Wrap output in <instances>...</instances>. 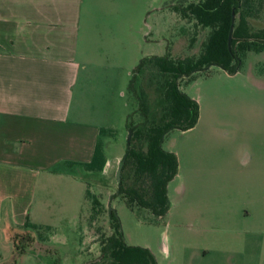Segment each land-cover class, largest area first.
Segmentation results:
<instances>
[{"label": "rangeland", "instance_id": "374dc122", "mask_svg": "<svg viewBox=\"0 0 264 264\" xmlns=\"http://www.w3.org/2000/svg\"><path fill=\"white\" fill-rule=\"evenodd\" d=\"M185 1L99 2L105 15L113 17V25L120 27L122 40L118 49H105L106 55L115 52L120 61L119 73L115 72L118 79L107 92L110 97L104 98L105 107L89 115L112 127L99 136L104 163L99 170L75 166L73 178L60 164L43 173L51 178L48 183L40 171L31 212L38 220L35 225L50 229H38L37 241L20 254L13 252L9 237L0 233V264H82L96 258L100 235L110 231V209L123 241L146 246L156 264H264V48L246 51L232 73L210 64L207 70L179 79L180 88L197 101L198 115L192 126L172 127L162 135L161 147L174 152L177 161L176 173L166 184L164 213L154 214L145 206L131 209L116 192V169L128 126L140 125L143 119L137 91L141 87L146 93L149 119L158 114L160 104L159 73L152 67L133 72L131 88L127 71L144 55L197 53L207 29L176 13L180 21L169 8L171 3ZM80 21L91 24L85 18ZM251 22L264 25L260 18ZM129 28L135 29L138 38L135 50L124 46ZM191 35L195 40L188 46ZM247 152L252 160L245 163ZM87 188L101 205L90 222ZM40 201L55 206L44 208Z\"/></svg>", "mask_w": 264, "mask_h": 264}, {"label": "crops", "instance_id": "0c3cea01", "mask_svg": "<svg viewBox=\"0 0 264 264\" xmlns=\"http://www.w3.org/2000/svg\"><path fill=\"white\" fill-rule=\"evenodd\" d=\"M102 1L0 0V233L8 237L25 219L38 222L31 205L40 171L48 183L43 173L60 164L71 178L75 166L92 170L84 163L100 129L112 128L89 118L107 104L120 67L105 49L122 45L121 29ZM125 32L124 46L135 50V29ZM250 160L247 152L244 162Z\"/></svg>", "mask_w": 264, "mask_h": 264}, {"label": "trees", "instance_id": "16d2710c", "mask_svg": "<svg viewBox=\"0 0 264 264\" xmlns=\"http://www.w3.org/2000/svg\"><path fill=\"white\" fill-rule=\"evenodd\" d=\"M172 10L180 18L194 26L206 28L197 53L172 56L169 52L141 56L130 70L128 86L133 85V72L152 67L160 77L156 87L160 91L158 114L149 119L146 93L140 87L136 93L137 108L143 119L140 125L128 126L129 146L124 149L117 193L129 208L145 206L154 214H162L168 206L166 184L176 173L175 153L161 147L162 135L170 128L185 129L192 126L198 115L197 101L179 86L180 78H189L196 70H207L216 64L228 73L236 70L239 59L248 50L264 48V25L254 26L251 19L264 20V0H186L171 3ZM231 12L234 14L229 46L227 31ZM195 38L188 37V46ZM104 132L100 129V134ZM104 158L101 142H95L91 158L84 166L88 169L102 168ZM91 199L89 222L100 210V201L87 188ZM110 231L101 234L97 259L88 264H156L151 251L143 245L127 244L119 230V222L112 209L109 210ZM38 229L49 230L47 225L37 226L27 219L9 235L13 252L22 253L40 235ZM35 231L36 234L33 232ZM38 233V235H37ZM37 235V236H36Z\"/></svg>", "mask_w": 264, "mask_h": 264}, {"label": "water", "instance_id": "95a60500", "mask_svg": "<svg viewBox=\"0 0 264 264\" xmlns=\"http://www.w3.org/2000/svg\"><path fill=\"white\" fill-rule=\"evenodd\" d=\"M233 19H234V14L233 12H231V16H230V22L228 25V31H227V46H229V40H230V34H231V30H232V24H233ZM209 66V65H207ZM129 135H130V131L128 130L127 132V136H126V147L129 146ZM123 158H120L118 165H117V169H116V182L119 181V177H120V168H121V164H122ZM118 191V189L116 188V192ZM98 257L94 258L97 259ZM92 259V260H94ZM91 260H87L85 262H83L82 264H88Z\"/></svg>", "mask_w": 264, "mask_h": 264}]
</instances>
